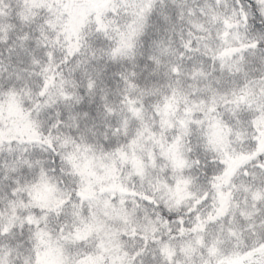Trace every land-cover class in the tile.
Returning <instances> with one entry per match:
<instances>
[{
  "label": "snow or ice",
  "instance_id": "1",
  "mask_svg": "<svg viewBox=\"0 0 264 264\" xmlns=\"http://www.w3.org/2000/svg\"><path fill=\"white\" fill-rule=\"evenodd\" d=\"M0 264H264V0H0Z\"/></svg>",
  "mask_w": 264,
  "mask_h": 264
}]
</instances>
